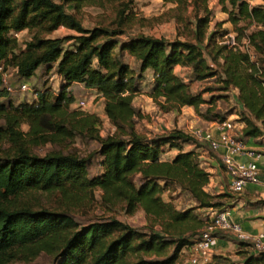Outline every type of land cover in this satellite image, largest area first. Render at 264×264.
Here are the masks:
<instances>
[{
  "label": "trees",
  "instance_id": "obj_1",
  "mask_svg": "<svg viewBox=\"0 0 264 264\" xmlns=\"http://www.w3.org/2000/svg\"><path fill=\"white\" fill-rule=\"evenodd\" d=\"M131 1L0 0V65H12L25 81L40 65L55 62L62 79L58 92L45 87L35 90L31 101L14 104L2 99L8 91L0 72V264L29 262L41 251L51 255L50 264H177L182 248L195 241L205 219L193 206L177 208L162 192L176 185L203 208L223 207L222 198L232 197L205 188L209 170L194 148L183 149L184 142L198 144L193 134L172 128L148 136L136 128L142 113L133 98L147 68L153 76L149 96L159 109L179 112L191 105L203 119L226 118L215 110L213 96H204L209 87L194 92L189 86V81L216 77L222 88L235 89L241 136L264 135V3L217 0L224 10L230 4L228 20L239 39L245 35L249 40L250 54L218 41L228 29L221 28L222 21L210 28L208 0H164L172 5L159 15L178 24L172 39L139 32L119 40L131 23ZM85 4H113L114 13L107 22L86 27L79 16ZM240 20L247 21L246 27ZM59 26L75 33L50 35ZM23 29L31 36L17 50L13 32ZM124 51L137 59V72L123 60ZM175 64L190 69L189 81L174 71ZM73 82L95 88L103 97L112 132L101 135L97 114L70 107L74 95L67 88ZM22 123L28 124L27 130ZM77 135L96 140L97 149L81 155L67 148V141ZM46 143L55 147L36 152V146ZM165 145L176 148L171 158H161ZM204 145L212 152L208 141ZM94 152L102 169L89 175ZM95 189L108 209L133 213L142 208L149 230L114 215L80 222L77 210L91 203ZM31 191L57 192L58 204L52 208L23 199ZM242 264H264V250H250Z\"/></svg>",
  "mask_w": 264,
  "mask_h": 264
},
{
  "label": "rangeland",
  "instance_id": "obj_2",
  "mask_svg": "<svg viewBox=\"0 0 264 264\" xmlns=\"http://www.w3.org/2000/svg\"><path fill=\"white\" fill-rule=\"evenodd\" d=\"M260 2L264 3V0H258V3ZM113 4H108L106 7L85 4L79 11V16L83 25L86 27H92L98 24H102V20H105L107 22V16L114 13V10L112 9ZM171 5L172 3L165 2L164 0H132L129 6L131 10L130 13L133 14L129 21L131 23H127V25L124 27L125 33L119 36V40H123L124 38H126L127 34H134L139 32L156 36H164L169 39L176 37L178 24L175 22V20L173 18L165 20L164 15H159ZM208 5L212 9V20L209 23L211 29L214 28L215 21H229L227 10L228 8H231L230 4L226 3L227 10H224L222 4L218 1L215 2L214 0H208ZM67 9L72 10L70 6H67ZM154 16L157 17L153 19ZM140 18H145L146 22L142 23V20ZM238 23L246 27L247 21L240 20ZM228 24L229 25H221V28L232 30L234 28L232 23L229 21ZM66 33H75V31L64 26H59L57 29L52 31L50 35H62ZM10 34L12 35V32H10ZM13 35L18 39V50L23 48L25 42L30 38L31 32H29L27 29H23L18 31L17 35H15L13 32ZM69 45L70 43H65L64 46ZM122 56L123 60L128 62L129 66L133 67L135 72H137V59L127 51H124ZM175 65L174 71L182 76L186 81H189L190 69L181 65ZM6 68L7 69L5 72V77L8 84L11 85L13 90L8 91L5 98H2L5 101L10 100V102L14 104L21 101H31L35 97V90L50 87V89L54 93H56L60 88L62 79L56 72L55 62H53L51 66L48 67L44 64L40 65L32 76L25 79V81L30 86V89L27 91L18 89L19 83L23 81V78L17 75V73L14 71L13 66L8 65ZM189 82V86L194 92L209 87L210 89H207L203 92L204 96H213L215 110H219L220 112L225 113L226 117L229 118L236 127H239V124L241 123V121L238 119L240 106L234 96L235 89L231 88L227 90L222 88L220 82L216 80V77H208L202 80H192ZM152 83V70L149 68L144 71L143 77L138 80V91H136L133 99L134 105L139 108L142 113V116L137 117L136 119V128L138 130H140L141 132H145L148 136H156L172 128H181L189 134L193 135L195 129H199L201 131L209 129L207 121L212 120H207L200 117L195 112L193 107L191 110H187L185 107L183 109L181 108L179 112H176L175 110L163 111L159 109V107L154 104L152 98L149 96V91ZM67 90L74 95V100L70 103L71 108H80L89 112H94L100 118V123L98 124L100 134L105 135L112 132V124L108 121L104 113L102 100H99L98 98L99 95L94 96L92 93L94 91L91 92V90H87L85 86L80 83H74L72 86H69ZM82 99L86 103L84 107L80 106L78 103V101ZM205 106L206 105L203 104L201 105V108L203 109L205 108ZM21 128L23 130H27L28 124L22 123ZM194 136L197 138L198 144L194 145L191 142H184L183 149L196 148V152L199 155V158L201 159V161H204V157L200 156V154L205 155L207 153H210L211 151L208 147H206V145H204L205 139L196 135ZM65 145L67 148L76 151L81 155H87L88 153L97 149L98 142L94 139L77 135L73 138V140L67 141ZM53 147H55V144L46 143L44 145L36 146L35 150L36 152L42 154L46 150L52 149ZM164 149L165 150L163 151V154H161V158H171L176 152V148L169 147L168 145H165ZM91 157V162L88 165L89 175L96 174L102 169V166L99 163V154L94 152ZM202 164L207 168L208 164L203 162ZM210 174L213 176L214 172L210 171ZM93 192L94 199L91 201V203L89 205L81 206L77 210L76 217L80 222L84 223L89 219L104 218L114 215L134 227L146 231L149 230L150 221L145 216L142 208L138 207L133 213H127L120 208L108 209L99 200L100 191L98 189H95ZM162 196L166 200H171L179 209L193 206L194 212L199 217L206 219L208 216L209 210L207 208L196 206V201L186 191L180 189L176 185L169 189H165L162 192ZM23 199L32 201V203H37L40 205L42 204L52 208L56 207L59 200L57 192L48 193L42 191H31V194L25 193L23 195ZM222 199L226 200L227 197H223ZM154 227L158 228L159 226L156 224ZM230 240L235 242L239 241L240 246L242 245L244 249L242 251H237L236 249H233L232 251H226V255H218V257L214 261V264H234L235 262H237V260H241L244 255L252 250L250 244L241 243L240 240L235 237L230 238ZM228 254H231V256ZM189 257L190 255L186 247L182 248L177 260V264H191L189 261ZM51 262V255L41 251L29 262L18 259L12 261L9 264H50Z\"/></svg>",
  "mask_w": 264,
  "mask_h": 264
},
{
  "label": "built area",
  "instance_id": "obj_3",
  "mask_svg": "<svg viewBox=\"0 0 264 264\" xmlns=\"http://www.w3.org/2000/svg\"><path fill=\"white\" fill-rule=\"evenodd\" d=\"M18 32H14L17 35ZM219 42L226 43L233 49L253 53L249 40L244 35L240 39L237 33L232 29L223 34ZM2 85L7 91L13 88L8 84L6 69L0 65ZM19 90H29L30 86L26 81H22L18 86ZM35 95V91H34ZM79 105L84 107L85 101L79 100ZM215 121V120H214ZM217 134L214 135L211 130H194V135L201 137L210 143L213 150L223 148L220 156L221 163L228 174V187L234 193H240L248 183H259L264 176V168H260L258 159L264 155V147L254 148L246 144L241 136L240 127L229 119L216 120ZM207 218L199 230L195 241L186 249L189 252V261L191 264H208L212 260L213 246L216 242L217 233L228 231L238 240L248 241L252 249L256 252L264 250V230L252 234L241 227V224L232 219L229 209L226 206L220 208L208 207Z\"/></svg>",
  "mask_w": 264,
  "mask_h": 264
},
{
  "label": "crops",
  "instance_id": "obj_4",
  "mask_svg": "<svg viewBox=\"0 0 264 264\" xmlns=\"http://www.w3.org/2000/svg\"><path fill=\"white\" fill-rule=\"evenodd\" d=\"M214 1L217 2V0ZM248 1L250 3H258V0ZM228 22L229 21L227 20L223 21L222 25H229ZM177 65L179 66V64ZM74 83L82 84V82H73L70 86H72ZM86 89L91 90V92L94 91L92 92L94 96L99 95L98 98L99 100H102L103 103V97L99 94V92H97L95 88L90 87ZM184 107L187 110L192 109L191 105H183L181 108L183 109ZM207 125L209 126L208 130H211L212 133L216 135L217 129L215 121H207ZM242 125L243 123L241 122L239 124V127L241 128ZM263 138L264 135L262 137L257 138L250 137L246 138L245 142L250 147L262 148L264 147ZM195 150L197 151L196 148ZM222 152L223 148H219L218 150L212 149L211 153H207L205 155L200 154V156L204 157L205 159L202 162L208 164L207 168L209 172H214L213 176L210 174L209 182L207 183L205 188L210 191H214L215 193L227 192L229 194H232L231 198H227L225 200V206L229 209L231 218L238 221L244 230L252 234H256L257 232L264 230V203L261 202V200H264V176L259 183H248L242 192H232L228 187V174L226 173L224 166L221 163L220 156ZM258 164L260 168H264V155L258 159ZM234 237L235 236L228 231L218 232L216 242L213 246V255H226V251H232L233 249H236L237 251H242L244 248L242 247V245L240 246L239 241L235 242L230 240V238ZM252 250L255 251L254 249ZM228 255L231 256V254ZM214 261L215 258L211 260L210 264H214ZM242 261L243 258L241 260H237V262H235L234 264H242Z\"/></svg>",
  "mask_w": 264,
  "mask_h": 264
}]
</instances>
